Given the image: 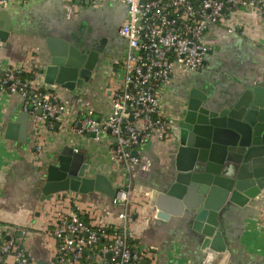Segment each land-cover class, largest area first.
Instances as JSON below:
<instances>
[{"label":"crops","instance_id":"0c3cea01","mask_svg":"<svg viewBox=\"0 0 264 264\" xmlns=\"http://www.w3.org/2000/svg\"><path fill=\"white\" fill-rule=\"evenodd\" d=\"M127 16V5L116 0H32L28 4L0 5V28L9 29L8 40L0 43V77L19 69L46 84L39 70L49 58L48 37L66 35L79 42L105 36L107 53L83 89L70 91L51 85L70 109L91 108L96 118L105 117L112 109L110 85L124 74L121 61L127 40L119 28ZM203 42L208 47L204 65L197 71L176 66L174 75L162 85V107L173 121L185 91L195 85L221 99L248 87L264 86V11L256 7L232 10L224 22L210 26ZM18 110H25L24 98L0 91V243L15 235L32 264H51L58 242L52 219L59 212L70 211L86 216L92 225L104 224L119 233L129 231L133 247L147 252L139 264H264V191L224 215L225 258L217 256L209 261L183 217L157 216L149 190L165 191L168 187L174 172L175 142L154 139L135 149L141 162L132 169L130 208L134 218L127 230L119 218L123 205L103 192H62L42 200L50 157L59 156L65 145L84 154L90 163L89 173H105L114 185L122 174L111 159L109 135L97 141L68 126L52 128L43 122L39 123L37 138L31 115L26 142L17 139V130L14 137L9 132L7 136L8 124L16 120ZM38 141L43 142V149L35 159L33 150ZM7 261L14 259L10 255Z\"/></svg>","mask_w":264,"mask_h":264},{"label":"built area","instance_id":"2783aa9c","mask_svg":"<svg viewBox=\"0 0 264 264\" xmlns=\"http://www.w3.org/2000/svg\"><path fill=\"white\" fill-rule=\"evenodd\" d=\"M32 0H0V5L28 4ZM126 4L128 16L119 28L127 40V50L121 63L123 77L117 76L109 88L111 112L96 118L95 111L70 109L51 85L33 78L18 76L19 69L0 77V91L18 93L24 98V108L33 105L31 115L34 135L39 138V123L52 128L68 126L80 134L94 133L99 141L109 135L111 159L122 174L113 201L123 205L119 213L122 228L133 221L131 212V174L141 156L135 149L154 139L174 143L178 128L162 107V85L179 66L197 71L206 60L208 47L203 37L212 25L224 22L228 13L238 8L256 7L264 11L262 0H116ZM37 109H42L40 115ZM43 142H36L33 150L38 159ZM78 151V148L75 149ZM114 184V183H113ZM57 251L51 264H81L89 259L100 264H139L146 257L145 250L133 247L130 233H105L106 225H92L75 211L59 212L52 219ZM110 235V236H109ZM108 242L100 245L101 238ZM87 252V254H86ZM110 254L109 257L107 255ZM14 261L8 263L7 257ZM0 264H32L17 243L16 236L0 243Z\"/></svg>","mask_w":264,"mask_h":264},{"label":"water","instance_id":"95a60500","mask_svg":"<svg viewBox=\"0 0 264 264\" xmlns=\"http://www.w3.org/2000/svg\"><path fill=\"white\" fill-rule=\"evenodd\" d=\"M8 37L9 29L0 28V43ZM106 43L105 36L79 42L66 35L48 37L49 58L39 73L46 84L70 91L83 89L107 53ZM179 106L174 121L178 138L172 179L165 191L150 189L149 195L158 217L185 219L209 261L217 256L225 258L224 215L264 191V86L248 87L221 99L195 85L185 91ZM32 110L33 105L18 110L16 120L8 124L7 136L9 132L14 137L17 130V139L27 141ZM41 113L42 109L36 110V114ZM89 170L84 154L65 145L59 156L50 157L41 199L62 192L93 191L114 198L117 189L108 175Z\"/></svg>","mask_w":264,"mask_h":264},{"label":"trees","instance_id":"16d2710c","mask_svg":"<svg viewBox=\"0 0 264 264\" xmlns=\"http://www.w3.org/2000/svg\"><path fill=\"white\" fill-rule=\"evenodd\" d=\"M18 76L21 77L22 79H24V78H31V77H32L31 74L23 73L22 71H20V72L18 73ZM81 216H82V215H81ZM82 217H83V219H84L86 222L89 223V219H88L86 216H85V217L82 216ZM104 231H105V233H107V234H114V233H116L114 227H106V228L104 229ZM107 242H108V240L105 239L104 237H102L101 240H100V245H104V244H106ZM86 254H87V252H86ZM81 264H94V263H93L91 260L85 258V259L81 260Z\"/></svg>","mask_w":264,"mask_h":264},{"label":"rangeland","instance_id":"374dc122","mask_svg":"<svg viewBox=\"0 0 264 264\" xmlns=\"http://www.w3.org/2000/svg\"><path fill=\"white\" fill-rule=\"evenodd\" d=\"M52 159H54V158H52Z\"/></svg>","mask_w":264,"mask_h":264}]
</instances>
